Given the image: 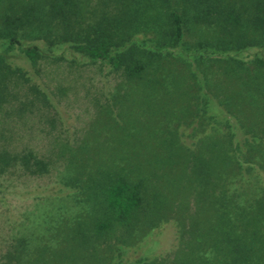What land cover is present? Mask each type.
<instances>
[{"label":"trees","instance_id":"trees-1","mask_svg":"<svg viewBox=\"0 0 264 264\" xmlns=\"http://www.w3.org/2000/svg\"><path fill=\"white\" fill-rule=\"evenodd\" d=\"M130 2L122 12L104 13L93 21L83 15L84 0H25L20 9L0 13L1 82L9 76L11 57L35 64L48 54L105 63L136 79L163 50L184 44L191 23L202 26L203 33L218 34L215 43L209 37L198 40L200 47L192 53L196 89L186 113L193 120L205 117V125L186 123L190 137L199 127L202 137L191 141L192 148L181 146L184 151L179 140L169 137L162 173L136 165V174L104 169L83 185L78 177L69 179L68 184L88 196L92 208L73 223L66 250L77 247L79 264H264V0ZM136 21L145 28L154 25L152 45L141 44L130 32ZM30 37L43 39L47 50ZM217 61L223 76L212 77L209 63ZM156 81L161 83L160 77ZM133 154L141 153L135 149ZM17 160L31 173L48 169V162L32 150L3 148L0 171ZM167 221L177 232L174 258L151 255L159 243L154 238L144 253L126 259L132 240H142ZM65 248L52 253L62 254L60 264L69 257ZM56 261L40 252L35 264Z\"/></svg>","mask_w":264,"mask_h":264},{"label":"rangeland","instance_id":"rangeland-1","mask_svg":"<svg viewBox=\"0 0 264 264\" xmlns=\"http://www.w3.org/2000/svg\"><path fill=\"white\" fill-rule=\"evenodd\" d=\"M23 1L0 0V13L19 8ZM126 2L132 6L130 0H84L83 15L93 21L104 13L122 12ZM154 11V6L149 8V13ZM146 27L150 28L136 21L129 30L148 46L155 28ZM201 27L191 23L184 44L163 50V56L149 63L136 79H127L121 70L105 63L80 56L75 60L69 54L59 58L48 54L35 64L25 58L9 59V76L0 81V150H32L48 162V169L31 173L17 160L0 171V264H9L5 262L14 257L11 264H35L40 252L48 260L56 257V264L62 263L58 253L65 248L73 223L92 208L88 196L68 184L69 179L78 177L83 185L89 175H99L104 169L136 174V165L162 173L164 143L169 137L179 140L180 151H184L181 146L192 148V142L202 137L201 127L190 137L186 123L193 120L186 111L196 89L192 53L200 47L198 40L209 37L215 43L218 34L203 33ZM29 40L46 49L43 39ZM209 64V74L219 75L221 61ZM204 121L202 117L192 122L201 126ZM135 149L141 153L138 157L133 154ZM154 238L159 243L151 255L174 258L177 232L174 223L167 221L142 240H132L126 247V259L140 256ZM54 250L58 253L53 255ZM64 252L69 255L65 264H79L77 247Z\"/></svg>","mask_w":264,"mask_h":264}]
</instances>
